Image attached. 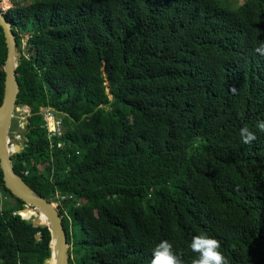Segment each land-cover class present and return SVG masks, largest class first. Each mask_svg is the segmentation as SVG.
<instances>
[{
    "label": "trees",
    "instance_id": "obj_1",
    "mask_svg": "<svg viewBox=\"0 0 264 264\" xmlns=\"http://www.w3.org/2000/svg\"><path fill=\"white\" fill-rule=\"evenodd\" d=\"M2 7L20 54L16 106L27 112L13 169L55 205L68 264H150L160 240L191 264L200 234L228 264H264V55L254 51L264 0ZM6 59L0 26V106ZM46 109L61 121L52 139ZM243 126L256 136L248 144ZM0 190L15 201L0 208V264H47V227L17 213L25 204L1 169Z\"/></svg>",
    "mask_w": 264,
    "mask_h": 264
},
{
    "label": "water",
    "instance_id": "obj_2",
    "mask_svg": "<svg viewBox=\"0 0 264 264\" xmlns=\"http://www.w3.org/2000/svg\"><path fill=\"white\" fill-rule=\"evenodd\" d=\"M0 0V26L3 29L7 47V59L4 65L5 87L2 104L0 106V169L3 174V181L11 194L22 200L25 204L23 212L31 210L36 213L32 219L33 227L45 226L50 235V256L47 264H68V243L62 226L61 218L53 203L47 202L31 188L21 176L13 169L11 156L19 152L24 144L23 139L13 144L11 139V128L15 113L20 110L16 106L20 86L16 77L19 54L17 42L12 31L11 22L7 17V10H4ZM11 6V5H10ZM21 211V210H20ZM18 211L17 213L19 214ZM20 215V214H19ZM21 216V215H20ZM22 219L28 220L21 216ZM43 219L44 221H41ZM36 239L38 237L36 236Z\"/></svg>",
    "mask_w": 264,
    "mask_h": 264
},
{
    "label": "clouds",
    "instance_id": "obj_3",
    "mask_svg": "<svg viewBox=\"0 0 264 264\" xmlns=\"http://www.w3.org/2000/svg\"><path fill=\"white\" fill-rule=\"evenodd\" d=\"M255 52L264 55V40L258 43ZM234 91V89H233ZM255 128L264 133V120H257ZM241 142L248 144L255 140L256 136L247 126L239 129ZM219 242L207 235L193 236L189 242V248L197 253V258L192 259L191 264H228L227 259L219 251ZM150 264H182L181 260L172 251V245L167 240H160L151 250Z\"/></svg>",
    "mask_w": 264,
    "mask_h": 264
},
{
    "label": "rangeland",
    "instance_id": "obj_4",
    "mask_svg": "<svg viewBox=\"0 0 264 264\" xmlns=\"http://www.w3.org/2000/svg\"><path fill=\"white\" fill-rule=\"evenodd\" d=\"M19 54V53H18ZM20 55V54H19ZM27 112L25 109H21L18 110L15 115H14V119L17 122L18 126L16 127V129L14 130V132L11 134V138H12V143L15 144L16 142H18L19 139L21 138V135H19L20 133V128L24 127V119L26 116ZM13 125V124H12ZM15 201L13 199H11V197H9V195L4 194L1 190H0V208L1 209H9L12 204H14ZM22 210L19 212V214H22ZM22 216V215H21ZM36 216V214H35ZM33 219V216H31L29 218V220Z\"/></svg>",
    "mask_w": 264,
    "mask_h": 264
},
{
    "label": "built area",
    "instance_id": "obj_5",
    "mask_svg": "<svg viewBox=\"0 0 264 264\" xmlns=\"http://www.w3.org/2000/svg\"><path fill=\"white\" fill-rule=\"evenodd\" d=\"M44 120L46 123V129L48 132V137L50 139L60 136L62 134L61 121L56 117L55 113L51 110H48L44 113ZM51 123V127L49 124Z\"/></svg>",
    "mask_w": 264,
    "mask_h": 264
},
{
    "label": "bare ground",
    "instance_id": "obj_6",
    "mask_svg": "<svg viewBox=\"0 0 264 264\" xmlns=\"http://www.w3.org/2000/svg\"><path fill=\"white\" fill-rule=\"evenodd\" d=\"M48 110H51V111H53L52 109H46V110H44V113L46 112V111H48ZM56 115V114H55ZM56 117H57V115H56ZM58 118V117H57ZM45 125H46V123H45ZM52 125H51V123L49 124V127H51ZM36 214V213H35Z\"/></svg>",
    "mask_w": 264,
    "mask_h": 264
}]
</instances>
